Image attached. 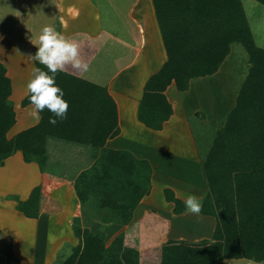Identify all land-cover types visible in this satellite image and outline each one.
I'll list each match as a JSON object with an SVG mask.
<instances>
[{
  "label": "trees",
  "instance_id": "16d2710c",
  "mask_svg": "<svg viewBox=\"0 0 264 264\" xmlns=\"http://www.w3.org/2000/svg\"><path fill=\"white\" fill-rule=\"evenodd\" d=\"M256 1L264 6V0ZM152 5L166 61L148 78L138 102L136 117L146 127L160 130L171 115L163 92L172 81L182 91L189 79L215 73L233 43L248 56L235 104L201 164L207 192L200 214L214 217L213 232L196 241L168 238L141 256L123 233L107 242L104 234L81 227L76 219L72 229L78 242L59 264H223L238 258L264 264V49L253 39L241 0H152ZM35 67L47 71L39 62ZM55 81L68 103L66 118L52 125L53 113L45 109L37 124L8 138L15 112L8 100L10 79L0 63V165L20 151L24 162L36 163L43 172L51 137L88 146L97 157L73 182L80 206L102 221L126 225L149 192L150 167L128 151L104 146L119 133L116 105L104 87L66 72H58ZM27 104L26 95L21 105ZM40 194L41 185L35 186L26 200L16 199V210L36 218ZM163 194L174 214L186 211L172 190L165 188ZM0 264H19L11 241L0 250Z\"/></svg>",
  "mask_w": 264,
  "mask_h": 264
},
{
  "label": "crops",
  "instance_id": "0c3cea01",
  "mask_svg": "<svg viewBox=\"0 0 264 264\" xmlns=\"http://www.w3.org/2000/svg\"><path fill=\"white\" fill-rule=\"evenodd\" d=\"M46 24L54 25L58 32L74 40L81 58L89 65L85 73L71 68L66 73L104 87L116 105L119 133L107 139L104 146L128 151L150 167L149 192L140 199L129 223L119 225L98 219L97 223L93 224L92 220L86 227L104 234L106 240L119 233L126 239L129 231L135 232L131 239L141 256L145 249L156 246L152 244L153 240L161 234L166 235L164 241L183 239L185 230L199 229L206 237L199 235L192 241L209 238L214 229V217L202 214L194 217L187 211L174 214L173 204L165 200L163 190L169 188L183 202L188 194L200 200L206 194L207 184L202 178V183L197 182L196 177L202 175L201 164L215 132L223 126L233 108L247 74L246 51L239 48L234 51V43L231 44L217 71L189 79L185 90H178L172 81L163 92L172 113L160 130H153L136 117L146 81L166 61L152 0H0V63L10 79L8 100L14 103L11 105L15 112V123L6 134L8 138L38 123L30 115L31 103L22 106L21 101L26 96V83L32 68L38 62L29 58L37 51L31 42L38 41L39 32ZM238 56L244 64L239 73L234 67L239 77L233 67L225 69ZM195 133H201L202 138ZM119 139L124 143L115 147ZM200 139L203 141L199 142ZM46 150L48 162L43 172L34 162L24 163L20 151L0 165V169L10 168L11 159H15L13 165H19L21 177L25 174L31 177L30 181L25 177L26 185L17 184L18 178L13 177V189H10V179L0 178L3 189L0 199L4 203L3 197L11 194L16 195L18 201H24L35 186L41 185L36 218L26 217L16 210L17 201L10 197L16 213L12 215L11 225L10 216L2 220L9 222L7 227L0 224L1 235L7 243L11 238V249L19 264H51L54 250H59L63 239L71 246L78 242L73 234L72 220L79 217L82 210L73 182L80 172L93 164L97 153L88 146L53 137L47 139ZM182 153L187 156L185 163L182 160L175 162L173 154L179 157ZM161 196L163 201L158 202L156 198ZM8 207L10 209L9 203ZM98 223L103 224L107 232L104 228L93 230ZM145 239L150 243L142 244ZM228 260L224 259L223 264Z\"/></svg>",
  "mask_w": 264,
  "mask_h": 264
},
{
  "label": "clouds",
  "instance_id": "9594fccd",
  "mask_svg": "<svg viewBox=\"0 0 264 264\" xmlns=\"http://www.w3.org/2000/svg\"><path fill=\"white\" fill-rule=\"evenodd\" d=\"M31 43L37 47V51L34 55H29V58L44 65L47 71L33 67L26 83V95L33 106L30 115L39 122L40 113L47 109L53 113L49 117V123L55 125L58 120L66 118L68 110L63 90L55 81L57 73L71 68L82 74L88 71L89 65L81 58L78 44L58 32L54 25H44L39 32L38 41ZM184 204L188 213L199 217L202 211L200 199L188 194ZM70 254L69 252L68 255Z\"/></svg>",
  "mask_w": 264,
  "mask_h": 264
},
{
  "label": "rangeland",
  "instance_id": "374dc122",
  "mask_svg": "<svg viewBox=\"0 0 264 264\" xmlns=\"http://www.w3.org/2000/svg\"><path fill=\"white\" fill-rule=\"evenodd\" d=\"M241 3H242V6H243V9H244V12L246 14V18H247L248 22L250 23L249 25L251 26V29H252L253 39H254L255 43L259 47L264 49V6L261 5L260 3H258L256 0H241ZM236 48H239V50H241L242 52H245L244 48L238 43H234L233 44L234 51H235ZM233 55H235V54H233ZM234 60L235 61L230 62V65L225 67V69L233 67V69L235 70L234 67H237V70H238L237 72L239 73V71H242L243 68H244V64L241 63L242 57L238 56ZM247 60H248V56H247ZM237 72L235 70L236 76L239 77L240 75L237 74ZM236 76L233 79V87H234V85H236V82H235ZM10 104L14 105L13 102H10ZM195 134L199 135L201 137V133H195ZM201 141H203V139H200L199 142H201ZM116 142H117V144L114 145L115 147L117 145H121L122 143H124L122 139H119ZM112 144H114V143H112ZM182 145L183 144H181V146ZM186 145L187 144H184V146H186ZM173 156H174L175 162L177 161L178 163L181 160L185 163V161L187 159L186 154L183 155V153H182L181 156L179 155V157L178 156L176 157L174 154H173ZM14 160L15 159H11V161L9 163L10 168L9 167H7V168L5 167L4 169H0V178H3L5 181L7 179H10V189H13V187H12L13 183H11L12 182L11 179H13V177L15 179L18 178V182L19 183L17 182V184H19V185L20 184L26 185L25 182H27V180L25 179V177L27 179L29 178V181L31 179V177H28L26 174H25V177H23V178L21 177L19 165H17V164L13 165L14 162H15ZM24 163H26V162H24ZM9 173H10V175H9ZM196 178L195 179L197 180V182L199 181L201 183H202V181H200V178H202L203 182L206 185V182L203 179V176L201 174L199 175V178H198V176ZM183 179H187V178H183ZM2 190H3L2 187H0V198H1L2 193H3V192H1ZM10 197L11 198L13 197L14 201L18 200V197L16 195L14 196L12 194L9 195V196L5 195V198L3 197V199L5 200V203L0 199V220H1L0 224L1 225L4 224L5 227H7L9 222H6V221L3 222L2 220H6V218H9V216H10V225H11V223H12V215L16 213V210H15L16 208L13 209V205H12V201L10 200L11 199ZM162 199H163L162 196H161V198L160 197L156 198V200H158V202H160V201L162 202L163 201ZM8 203L10 204V209L8 207ZM88 206L90 207V205H88ZM81 210H82V212L79 211L80 212V216L78 217L76 215L77 217H75L72 221L78 219L79 225H81V226L83 225L85 227L88 226V225H91L90 222H92V220H93V224L98 222V218H97L98 216L96 215L95 212L92 211V209L88 208L87 206H83V207L81 206ZM199 216H201V214ZM194 217H195V215H194ZM17 225H18V227L20 229H22L19 224H17ZM103 228L106 230V227L103 224L98 223L97 227L94 228L93 230L102 231ZM189 231L192 232V233L188 234L187 232H189ZM189 231L185 230L182 233L183 237H184L183 239L191 240L193 237H196V236L199 237V235L202 236V237H206L205 236L206 233L202 232L199 229H197V230L193 229V231L191 229H189ZM106 232H107V230H106ZM1 233H2V231H0V250H4V248L6 247V245L8 243H7V240L4 239V236L1 235ZM128 233L129 234H127V237H126L125 240H128L130 243L133 244V242H132L133 239H131V238L133 237L135 232L129 231ZM155 235H154V237H155ZM165 236L161 234L160 238H158V237H157V239L154 238L155 240H153L154 242L152 244L158 246V244L160 242L164 241L163 238ZM71 237H73V236H71ZM135 239L137 240V242L139 241L137 238H135ZM10 241H11V238H10ZM62 241H63V245L59 248V250H54V256L51 258V264H59L63 260V258L66 257L68 255V253L70 252L71 245H70V243H68L69 241L67 239H63ZM109 241L110 240L107 239V242H109ZM147 241L148 240L145 239L142 244L146 245V244L150 243V242L146 243ZM50 245H51V242H50ZM153 245H151V246H153ZM225 264H260V263H256L254 261L241 258V259H230Z\"/></svg>",
  "mask_w": 264,
  "mask_h": 264
}]
</instances>
